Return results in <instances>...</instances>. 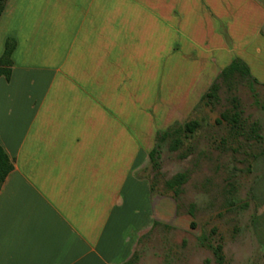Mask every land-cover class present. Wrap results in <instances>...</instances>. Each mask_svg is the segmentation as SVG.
Masks as SVG:
<instances>
[{
  "label": "crops",
  "instance_id": "crops-1",
  "mask_svg": "<svg viewBox=\"0 0 264 264\" xmlns=\"http://www.w3.org/2000/svg\"><path fill=\"white\" fill-rule=\"evenodd\" d=\"M263 26L258 0H8L0 146L14 169L0 191V264L128 262L176 208L155 209L143 175L158 132L234 59L254 77Z\"/></svg>",
  "mask_w": 264,
  "mask_h": 264
},
{
  "label": "rangeland",
  "instance_id": "rangeland-1",
  "mask_svg": "<svg viewBox=\"0 0 264 264\" xmlns=\"http://www.w3.org/2000/svg\"><path fill=\"white\" fill-rule=\"evenodd\" d=\"M258 1L264 4V0ZM252 38L254 33L249 39ZM255 42L261 44L263 53L259 56L251 51L250 63L254 65V77L264 83V26ZM254 89L256 94L243 83L231 93L223 88L215 107L199 106L198 99L194 107L191 104L181 112L176 123L198 119L199 129L184 140L178 151H170L168 143L163 145L160 175H155L151 161L143 169L150 186L155 184L152 196L158 197L154 208L159 210L162 201L168 204V198L174 200L172 192L165 194V181L176 173H188L180 209L178 212L174 200L176 208H165L166 221L141 237L135 264H218L213 252L201 246L198 239L213 228L217 229L215 242L224 243L226 264H264V111L260 106L264 85L255 84ZM232 94L238 96L243 109L245 127L241 135H235L228 123L218 122L221 113L232 107ZM255 123L261 138L252 133ZM230 197L236 202L232 204ZM192 204L195 218L188 214ZM192 221L195 227H191Z\"/></svg>",
  "mask_w": 264,
  "mask_h": 264
},
{
  "label": "trees",
  "instance_id": "trees-1",
  "mask_svg": "<svg viewBox=\"0 0 264 264\" xmlns=\"http://www.w3.org/2000/svg\"><path fill=\"white\" fill-rule=\"evenodd\" d=\"M8 0H0V17L2 16L6 3ZM16 48V41L9 38L6 41L5 51L0 58V76H5L10 80L12 73V54ZM247 84L256 94L254 89L255 84L259 82L252 76L248 65L241 59H234L230 65L225 67L218 75L216 80L212 83L208 91L202 96L199 106L215 107L220 100V92L223 88L227 92H234L239 84ZM232 107L226 108L221 113L219 123L226 122L230 125V129L235 135H241L244 132L245 120L243 119V109L241 108V102L237 95L232 94L231 99ZM261 108L264 111V101L260 103ZM200 127V121L198 119H191L183 124L175 123L164 131H160L156 137V144L150 152V161L152 162L155 175H160V162L161 150L165 143L169 144V150L172 152L178 151L184 143L185 139L192 138L196 131ZM259 127L255 123L252 126V133L256 138H261L259 134ZM14 169V164L5 149L0 146V191L8 175ZM189 175L187 172H179L173 175L171 178L165 181L166 192L165 194L172 192L171 196L177 203V210L180 209V196L183 192V186L188 181ZM155 190V184L151 185V191ZM231 203H235L234 197H230ZM188 214L195 218V206L192 204L188 210ZM159 222H155L157 225ZM196 223L191 222V227H195ZM217 234V229L213 228L211 233H202L198 239L201 246L210 249L215 257V261L218 264H226L225 246L221 241L215 242L214 235ZM138 258V253L135 252L132 258L124 264H135Z\"/></svg>",
  "mask_w": 264,
  "mask_h": 264
}]
</instances>
